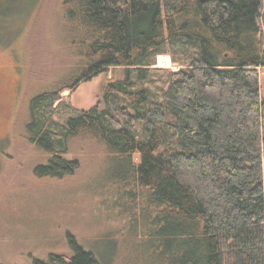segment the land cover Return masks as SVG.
<instances>
[{"label": "trees", "instance_id": "1", "mask_svg": "<svg viewBox=\"0 0 264 264\" xmlns=\"http://www.w3.org/2000/svg\"><path fill=\"white\" fill-rule=\"evenodd\" d=\"M63 8L83 70L31 102V141L48 155L38 172L78 167L64 155L70 139L88 137L131 166L134 186L121 195L136 200L141 189L157 207L152 225L168 264H264V0H64ZM165 54L182 67H157ZM110 66L126 77L109 80L103 110L60 103ZM70 237V260L35 264H100Z\"/></svg>", "mask_w": 264, "mask_h": 264}, {"label": "rangeland", "instance_id": "2", "mask_svg": "<svg viewBox=\"0 0 264 264\" xmlns=\"http://www.w3.org/2000/svg\"><path fill=\"white\" fill-rule=\"evenodd\" d=\"M63 4L0 0V264H35L52 255L70 260L77 252L70 235L100 264H168L166 247L156 239L160 231L152 225L157 207L141 189L136 200L130 192L121 195L134 186V173L118 154L88 137H74L64 156L79 158L78 167L63 176L38 172L48 155L31 141V102L83 70L80 51L69 44ZM165 56L171 59L167 66L160 62ZM156 66L182 67L168 54L159 55ZM259 71L264 97V67ZM125 77L124 67L110 66L73 92L66 90L60 103L67 98L77 111L103 110L109 80ZM53 117L64 121L58 111Z\"/></svg>", "mask_w": 264, "mask_h": 264}, {"label": "bare ground", "instance_id": "3", "mask_svg": "<svg viewBox=\"0 0 264 264\" xmlns=\"http://www.w3.org/2000/svg\"><path fill=\"white\" fill-rule=\"evenodd\" d=\"M160 62H161V63H164V64H166V65H169L170 60H169L168 56H165V57H161V58H160Z\"/></svg>", "mask_w": 264, "mask_h": 264}, {"label": "crops", "instance_id": "4", "mask_svg": "<svg viewBox=\"0 0 264 264\" xmlns=\"http://www.w3.org/2000/svg\"><path fill=\"white\" fill-rule=\"evenodd\" d=\"M171 60V59H170ZM167 66V65H166Z\"/></svg>", "mask_w": 264, "mask_h": 264}]
</instances>
